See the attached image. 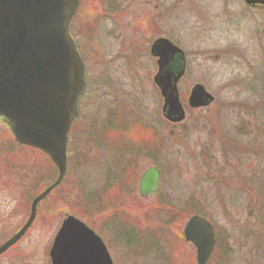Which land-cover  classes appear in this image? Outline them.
Returning <instances> with one entry per match:
<instances>
[{
  "label": "rangeland",
  "instance_id": "rangeland-1",
  "mask_svg": "<svg viewBox=\"0 0 264 264\" xmlns=\"http://www.w3.org/2000/svg\"><path fill=\"white\" fill-rule=\"evenodd\" d=\"M71 31L87 88L67 176L40 204L21 244L29 263H48L49 245L72 214L104 238L115 264H169L161 256L168 249L172 264H197L182 236L198 211L217 231L210 264H264V9L242 0H81ZM160 33L187 50L188 72L179 84L187 119L177 126L164 120L153 81L150 45ZM196 84L214 102L191 110L186 102ZM110 126L133 129L134 137H112ZM128 143L138 156L133 181L122 180L126 192L108 197L106 189L121 184L115 171L132 160L120 153ZM151 166L162 176L157 195L145 199L138 182ZM16 175L24 176V205L16 208L25 223L31 198L57 174L46 155L19 146L0 120V211L15 209L16 194L5 184ZM20 222L12 219L3 235Z\"/></svg>",
  "mask_w": 264,
  "mask_h": 264
},
{
  "label": "water",
  "instance_id": "water-1",
  "mask_svg": "<svg viewBox=\"0 0 264 264\" xmlns=\"http://www.w3.org/2000/svg\"><path fill=\"white\" fill-rule=\"evenodd\" d=\"M245 1L264 5V0ZM79 4L80 0H0V117L20 145L40 150L58 170L57 179L32 201L22 230L0 248V254L27 233L38 205L67 173L69 133L86 87L85 66L70 36ZM161 42L165 47L154 82L164 98L166 117L178 123L185 119L177 92L183 72L173 77L165 68L170 56L181 51L169 41ZM212 101L198 86L190 106L205 107ZM160 175L156 167L144 172L138 188L141 196L156 194ZM184 237L196 247L197 263L207 264L215 245L213 226L194 216L185 226ZM50 256L52 264H113L102 238L73 216L63 221Z\"/></svg>",
  "mask_w": 264,
  "mask_h": 264
},
{
  "label": "flooded vegetation",
  "instance_id": "flooded-vegetation-1",
  "mask_svg": "<svg viewBox=\"0 0 264 264\" xmlns=\"http://www.w3.org/2000/svg\"><path fill=\"white\" fill-rule=\"evenodd\" d=\"M157 1L161 2V3L165 2L166 4L169 2V0H157ZM171 2H172V0H170V3ZM242 2L248 8L250 7V8H255V9H264L263 4H246L243 0H242ZM154 4H155V7L160 5V4L157 5L156 3H154ZM160 34H163V33H160ZM160 40L169 41L183 51L182 55L174 56L173 59L170 61L169 72H171L172 74H177L181 71V69L184 67V65L187 68V63H186L187 50L183 47V45L181 43H179L178 41L176 42V41L172 40L168 36V34H163V35H160L157 38H155L150 45V50H151L152 45H154L156 42H158ZM162 47H163L162 42H161V44L157 43L155 52L158 54V50H161ZM14 178H16V179L14 181L12 180L11 181L12 183L10 185H8V190H11V191L15 192V194H16L15 198L11 201V204H12V202H14L15 209H9L8 206L5 205V208L0 211V227L4 226V228H2V230L0 232V248L2 246H4V244L10 238H12L15 234H17L22 229V227L24 226V210H18L16 208V204H21L22 206L24 205V176L23 175H21V176L16 175ZM230 184L231 183H229V189L234 188V185L230 186ZM251 197H252V194L249 193V194H246V199L242 198L241 200L248 201V199H250ZM17 216L18 217L21 216V222L19 224H17V227L15 228V230L13 232L10 233V235H8V236L3 235V233H5V232H3V230L8 228L11 225L12 219H14ZM4 236H7V237H4ZM23 239H24V237L20 241L15 243L14 245L9 246L5 251H3L0 254V264H30L29 260H28L30 256H28V253H26L24 251V245H21L23 243L22 242ZM51 247H52V245H49V249L47 252V258H48L47 264H51V259L49 256Z\"/></svg>",
  "mask_w": 264,
  "mask_h": 264
},
{
  "label": "trees",
  "instance_id": "trees-1",
  "mask_svg": "<svg viewBox=\"0 0 264 264\" xmlns=\"http://www.w3.org/2000/svg\"><path fill=\"white\" fill-rule=\"evenodd\" d=\"M136 126V125H135ZM134 126V127H135ZM119 126L118 127H114V126H110V127H108V132H111V134H108V135H111L112 137H115V135H120V137H122V136H133L134 137V134H131V132H132V130L133 129H129V130H126V129H122L121 130V128H119ZM136 128L138 129V130H140L139 129V126H136ZM130 138V137H129ZM131 147H133V142L131 141ZM129 144L130 143H128L127 145H125L126 146V148H122V151L120 152L121 154L123 153V154H125L126 152H128V153H130V155H129V157H132V160H131V162H129V163H122V165L120 166V168L118 169V170H116L115 172V177H116V179L117 180H119V181H121V184H119L118 183V185H117V187L115 186V183L113 184V185H111V187H109V188H107L106 190H107V196L108 197H113V196H116V197H120V196H122L125 192H126V189H127V185L125 184V183H123L122 182V180H125V181H133V177H134V174H132V172H133V170H134V168L136 167V165L134 164V159L135 158H137L138 156H135L134 155V150L133 149H131L130 148V146H129ZM72 145V141H70V143H69V156H70V152H71V150H70V146ZM128 147V148H127ZM142 147V146H141ZM141 147L139 148H136L137 150H140L141 149ZM126 151V152H125ZM129 166H131V167H129ZM55 168V167H54ZM55 172H56V174H57V170L55 169ZM57 176V175H56ZM56 179V177L54 178V179H52L51 181H49L46 185L47 186H49L54 180ZM116 181V180H115ZM64 183V182H63ZM47 186H45V187H47ZM44 187V188H45ZM60 188V187H59ZM56 190H58V188L56 189ZM55 190V191H56ZM54 191V192H55ZM53 192V193H54ZM40 193V192H39ZM52 193V194H53ZM37 195V194H36ZM103 196H106V195H103ZM33 198V197H32ZM31 198V199H32ZM119 199V198H118ZM110 201H111V199H109ZM120 204H123V203H120ZM116 210H123L124 209V207H122V206H120V207H116L115 208ZM195 213H198V211L197 212H195ZM84 219V218H83ZM84 220H87V219H84ZM167 247H168V245H166ZM165 252H167V253H162L161 254V256H163L164 255V260L167 262V263H169V264H172V263H175L177 260L175 259V261L174 262H170V260L168 259V257L170 258L171 256H172V251H169V249L168 250H165ZM177 258V257H176ZM169 260V261H168Z\"/></svg>",
  "mask_w": 264,
  "mask_h": 264
}]
</instances>
